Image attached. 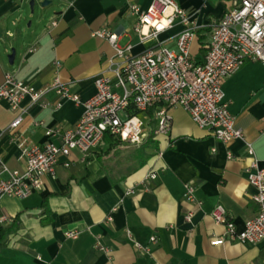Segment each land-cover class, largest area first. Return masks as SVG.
<instances>
[{"label": "crops", "instance_id": "0c3cea01", "mask_svg": "<svg viewBox=\"0 0 264 264\" xmlns=\"http://www.w3.org/2000/svg\"><path fill=\"white\" fill-rule=\"evenodd\" d=\"M45 1L50 3L42 7ZM153 1L30 0L28 6L27 0H0V82L12 73L42 89L59 77L81 102L87 101L95 94L96 78L106 75L115 81L121 64L112 60L109 42L92 33L109 29L118 34L120 46L132 45L134 55L143 53L149 44H141L134 33L136 21L129 6L146 10ZM177 1L204 26L222 18L239 0ZM183 29L177 24L161 38L175 48ZM209 40L210 29L198 32L191 46L196 62L203 61ZM32 47L36 51L29 53ZM222 89L245 140L223 144L177 107L171 111L170 136L158 139L159 149L153 154L148 146L107 136L86 158L78 151L61 157L56 175L44 176L40 192L22 200H2L0 217L12 222L0 223V264H264V242L211 245L225 230L211 216L217 205L226 209L237 231L258 212L253 200L257 190L248 181L247 144H252L264 168V66L247 63L223 81ZM44 101L46 108L30 106L29 98L22 103L29 109L18 133L29 145L59 143L46 131L63 133L84 113L82 105L61 99L54 91ZM15 117L0 101V157L11 170L22 171V150L7 130ZM228 153L234 158L229 160ZM149 173L157 178L146 179ZM186 183L196 188L193 202L185 198ZM189 212L191 222L185 220ZM74 230L80 233L78 238H67L66 233ZM98 241L110 252L96 248Z\"/></svg>", "mask_w": 264, "mask_h": 264}, {"label": "built area", "instance_id": "2783aa9c", "mask_svg": "<svg viewBox=\"0 0 264 264\" xmlns=\"http://www.w3.org/2000/svg\"><path fill=\"white\" fill-rule=\"evenodd\" d=\"M129 10L136 21L134 33L139 42L149 44V48L134 55L132 45L120 46L117 33L109 29L93 32L94 38L109 42L114 52L112 60H119L121 64L115 72V81L106 75L96 78L95 94L87 101L81 102L59 77L37 89L12 73L5 74L0 82V101L6 102L16 113L7 130L22 150L25 169L11 170L0 157V207L5 197L22 200L40 192L44 176L56 175L61 157L78 151L86 158L104 144L107 136L137 147L150 135L155 139L169 137L173 122L171 111L177 107L184 109L199 129L211 132L223 144L245 140L243 130L236 127V119L229 111L222 84L249 62H260L264 66V0H239L222 18L204 26L181 8L177 0H154L146 10L131 4ZM177 24L184 29L176 36L175 48H170L161 35ZM205 28L210 29V40L205 46L203 61L198 63L191 54V46L198 32ZM35 51V47L29 49V53ZM56 67L60 64L56 63ZM51 91L61 99L82 105L84 113L73 128L63 133L59 129L46 131L48 137L58 138L59 143L29 145L18 133L29 109L22 103L29 98L30 106L46 108L49 104L44 99ZM262 122L264 125V118ZM247 153L248 181L257 190L253 198L258 207L257 215L245 222L243 230L237 231L226 209L217 205L211 216L225 230L221 237L211 241L212 246L264 242V168L260 167L250 143ZM233 158V154L228 153V159ZM2 174H7V178ZM156 178V173L146 176L149 180ZM184 187L186 200L195 201L194 184L186 183ZM192 217L189 212L185 220L191 222ZM11 222L7 216L0 217L2 224ZM79 234L77 230L68 231L66 237L77 239ZM151 242L157 244L156 237H152ZM96 248L110 252L99 241ZM136 248L143 250L139 245ZM145 251L150 254V249Z\"/></svg>", "mask_w": 264, "mask_h": 264}, {"label": "trees", "instance_id": "16d2710c", "mask_svg": "<svg viewBox=\"0 0 264 264\" xmlns=\"http://www.w3.org/2000/svg\"><path fill=\"white\" fill-rule=\"evenodd\" d=\"M143 145L145 147L148 146L150 148V151H151L152 154L154 153V151H158V149H159V141H158V139L153 138V136H151V135L147 138V140L145 141V143Z\"/></svg>", "mask_w": 264, "mask_h": 264}, {"label": "water", "instance_id": "95a60500", "mask_svg": "<svg viewBox=\"0 0 264 264\" xmlns=\"http://www.w3.org/2000/svg\"><path fill=\"white\" fill-rule=\"evenodd\" d=\"M49 3H50V2L45 1V2L42 4V7H46ZM30 6H31V11L33 12V9H34V1L31 2ZM14 57H15V54H14V53L9 57V60H10V63H11V64H13V62H14Z\"/></svg>", "mask_w": 264, "mask_h": 264}, {"label": "rangeland", "instance_id": "374dc122", "mask_svg": "<svg viewBox=\"0 0 264 264\" xmlns=\"http://www.w3.org/2000/svg\"><path fill=\"white\" fill-rule=\"evenodd\" d=\"M29 3H30V0H27V2H26V5H28V6H29Z\"/></svg>", "mask_w": 264, "mask_h": 264}]
</instances>
